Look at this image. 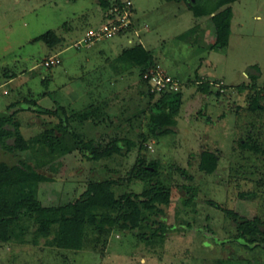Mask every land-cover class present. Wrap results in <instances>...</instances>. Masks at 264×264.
<instances>
[{"label": "rangeland", "instance_id": "obj_1", "mask_svg": "<svg viewBox=\"0 0 264 264\" xmlns=\"http://www.w3.org/2000/svg\"><path fill=\"white\" fill-rule=\"evenodd\" d=\"M102 1L0 0V112L10 102L62 106L91 150L102 153L113 141L120 148L130 142L127 153L94 161L57 128L55 153L39 152L36 141L57 127L58 119L19 112L21 134L33 146L21 156L48 179L37 188L44 207H66L90 184L106 181L120 203L93 210L116 224L102 231L87 224L80 250L55 244L63 212L25 217L14 227V238L0 243V264H264V237L261 247L246 248L235 238L232 221L208 205L213 201L264 222V0L233 3L229 30L211 18H195L184 2L131 0L138 37L131 32L104 40L109 43L101 40L97 47L113 45L105 52L93 44L76 45L87 28L103 23ZM92 14L97 15L93 27L87 17ZM48 31L65 36L56 49L60 64L51 68L43 64L54 52L42 41L31 42ZM136 44L179 83L180 106L169 116L165 135L155 130L162 96L148 95L140 69L117 60ZM253 66L260 71L254 82L248 78ZM5 72L14 74V83L3 80ZM200 81L210 85L206 93ZM239 85L245 86L241 92L235 89ZM82 112L86 118L78 119ZM62 149L73 151L58 155ZM203 152L217 157L213 174L199 170ZM38 158L48 163L37 165ZM0 160L15 162L1 152ZM152 163L155 174H142L141 167ZM154 189L167 191L168 200L153 195ZM127 195L141 196L140 202L125 203ZM53 215L54 224L42 233L38 221Z\"/></svg>", "mask_w": 264, "mask_h": 264}, {"label": "trees", "instance_id": "obj_2", "mask_svg": "<svg viewBox=\"0 0 264 264\" xmlns=\"http://www.w3.org/2000/svg\"><path fill=\"white\" fill-rule=\"evenodd\" d=\"M167 2H184L188 10L193 14L195 18L210 17L214 24H217L221 30H229L231 20L233 18V12L231 5L238 0H195L191 2L189 0H165ZM109 1L105 0L101 2L102 9H107ZM133 28V27H132ZM131 28V29H132ZM34 41H42L48 47H54L58 44L54 31H48L47 33L34 39ZM117 60L129 67H136L140 69V78L145 85L148 95L155 96L156 93L152 92L147 80L143 79V75L151 67H157L156 61L152 53L143 47L141 44H136L132 47L122 50ZM253 70L256 74H252ZM260 71L256 66L250 67L248 72V78L251 81L259 79ZM210 85L200 81L199 89L206 93ZM236 91L241 92L245 89L244 85L235 87ZM162 97L159 99L158 114L154 115L158 122L156 133L165 135L169 133V123L171 120L169 116H173L177 113L180 106V100L176 97H180V91L178 92H164L159 93ZM254 106L257 103L254 102ZM32 111L39 115H49L58 119L57 127L47 129L45 137L36 141L35 145H38V151L44 150L48 154L55 153V141L54 136L55 129H62L65 134L70 136L75 144L80 146V149L87 150V159L100 160L104 156L110 155L112 152H118L124 154L128 152L130 142L122 143L123 146H118L119 141H113L111 148L103 151L102 153L95 150H91V143H84L79 136L74 132L70 125V119L62 106H57L54 109L37 107V103L34 101L15 102L7 106L4 112H0V152L3 155H9L15 162L9 164L0 160V243H6L14 238V227L21 222L25 217H31L34 215L55 214L63 212L58 217L57 223V236L55 238V244L57 247L65 250H80L83 243V231L87 224L92 225L96 230L102 231L105 226H113L116 224L115 219L107 218L104 215H96L93 210L96 208L109 209L113 205H119L120 201L112 199L111 194L108 192L110 182L93 183L88 186L86 191L81 194L75 203L66 207H44L37 198V188L39 183L46 182L48 179L44 175L37 172L34 166L29 164V158L21 156L26 153L33 146L24 139L21 134V123L16 118L19 112ZM78 119H85L86 116L83 112L77 116ZM56 145V144H55ZM242 147H248V144H243ZM124 150V151H123ZM37 151V152H38ZM72 149H62L58 155L65 156L72 152ZM34 162V161H33ZM36 162V161H35ZM46 165L48 162L38 158L35 164ZM217 167V157L211 152H203L201 154V160L199 163V170L205 174H213ZM142 174L154 175L156 172V164L152 163L149 166L141 167ZM185 174L184 171H182ZM153 195H161L162 199L168 200V192L161 189H154ZM144 196V195H143ZM146 197V195L144 196ZM141 196L137 198L134 195H127L123 199L125 203L136 206L140 201ZM208 205L214 206L225 214L232 223L236 226L237 235L236 239L244 243L246 248L253 249L254 247H261L262 243L259 237H264V231L261 229L264 226V222L259 218L247 219L240 216L236 212L228 209H222L213 201H209ZM42 223L41 228L43 232L47 233V230L55 222L54 215L51 217H42L38 221Z\"/></svg>", "mask_w": 264, "mask_h": 264}, {"label": "built area", "instance_id": "obj_3", "mask_svg": "<svg viewBox=\"0 0 264 264\" xmlns=\"http://www.w3.org/2000/svg\"><path fill=\"white\" fill-rule=\"evenodd\" d=\"M133 11L131 0H109V6L105 9L103 23L89 28L76 45L84 44L89 46L97 41L127 35L131 32L138 37L132 21ZM59 64V57L54 55L45 61L43 66L51 68ZM143 79L148 81L151 91L156 94L179 91V83L159 69L158 66L149 68L143 75Z\"/></svg>", "mask_w": 264, "mask_h": 264}, {"label": "crops", "instance_id": "obj_4", "mask_svg": "<svg viewBox=\"0 0 264 264\" xmlns=\"http://www.w3.org/2000/svg\"><path fill=\"white\" fill-rule=\"evenodd\" d=\"M133 10H134V7H133ZM88 17V21H89V23H91L92 24V27L94 26V25H97V23H96V17H97V15L96 14H92V15H88L87 16ZM100 18H101V16H100ZM201 18H210V17H201ZM201 18H199V19H201ZM232 21V20H231ZM211 22H212V20H211ZM212 25H213V23H212ZM231 25V24H230ZM94 27H96V26H94ZM89 28H87V30H88ZM148 28L146 27V30H147ZM68 30V32L69 33H71V30L70 29H67ZM55 34H56V36H57V38L59 39V42H58V44L57 45H55L54 47H48L49 49H51L53 52H54V54L52 55V56H54V55H57L58 57H59V55H60V53L56 50L57 49V47L59 46V45H61L64 41H65V36H64V34H57L56 32H55ZM85 35V32H84V34L82 35V36H80V37H83ZM36 39V38H35ZM110 40V39H109ZM109 40H107V41H102L101 42V40L100 41H97V42H95V43H93V45H92V47L91 48H95V49H98V50H104V52L105 51H107V50H109L110 51V49H112V44H107L108 46H107V48L106 49H104V48H102L101 46H98L97 47V43H99V42H101V43H109L110 41ZM31 42H35L34 41V39L31 41ZM97 47V48H96ZM3 80L4 81H6V83L7 84H12V83H14L15 82V79H14V74H12V75H10L9 76V74H7L6 72L4 73V76H3ZM7 93L8 92H6V91H4L3 92V94L4 95H7ZM11 103H15V102H10V104ZM10 104H8V105H6V108H7V106H9ZM50 109H52V108H50Z\"/></svg>", "mask_w": 264, "mask_h": 264}, {"label": "water", "instance_id": "obj_5", "mask_svg": "<svg viewBox=\"0 0 264 264\" xmlns=\"http://www.w3.org/2000/svg\"><path fill=\"white\" fill-rule=\"evenodd\" d=\"M189 1L194 2L195 0H189Z\"/></svg>", "mask_w": 264, "mask_h": 264}]
</instances>
